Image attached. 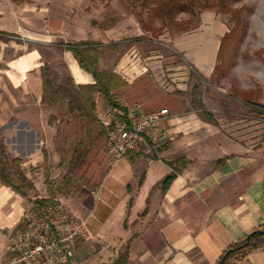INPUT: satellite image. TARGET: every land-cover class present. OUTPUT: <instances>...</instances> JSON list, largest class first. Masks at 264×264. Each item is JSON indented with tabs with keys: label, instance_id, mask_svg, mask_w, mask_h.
<instances>
[{
	"label": "crops",
	"instance_id": "crops-1",
	"mask_svg": "<svg viewBox=\"0 0 264 264\" xmlns=\"http://www.w3.org/2000/svg\"><path fill=\"white\" fill-rule=\"evenodd\" d=\"M0 31L12 35L0 40V139L26 169L33 158L42 162V137L46 149L55 138L49 110L57 108L42 105L45 60L40 46L60 48L54 39L65 34L66 25L55 21L47 7L0 0ZM84 32L77 42H99ZM107 33L113 36V30ZM224 36L193 38L179 48L189 58L195 53L190 43L203 39V49H197L203 62L198 63L211 77ZM64 60L75 84L95 83L72 52L65 50ZM122 61L112 72L129 87L142 84L147 69L134 77L133 71L121 69ZM143 107L148 113L162 110ZM168 110L170 118L161 125L167 143L152 155L114 160L89 203L63 201L74 216L87 219L91 232L71 264H114L125 252V264H217L232 245L264 227V145L252 148L231 139L199 110ZM172 173L176 177L163 192L160 184ZM28 206L27 199L0 184V264L10 256L7 249ZM232 264H264V249Z\"/></svg>",
	"mask_w": 264,
	"mask_h": 264
},
{
	"label": "rangeland",
	"instance_id": "rangeland-1",
	"mask_svg": "<svg viewBox=\"0 0 264 264\" xmlns=\"http://www.w3.org/2000/svg\"><path fill=\"white\" fill-rule=\"evenodd\" d=\"M14 1L28 4L33 9L47 7L55 21H65L66 32L54 39L55 45L61 42L77 43L81 31H86L84 33H88L90 38H98L99 42L125 41L119 48L120 53L109 49L101 51V69L115 72L125 60L121 69L133 71L134 77L145 69L147 72L142 84L120 92L119 97L122 99L139 101L146 109L199 110L197 113L201 116L203 112H208L221 125V131L231 139L252 148L264 145V0H226L222 4L220 0H185L184 4L193 11L175 15V22L180 27L174 26L159 12L165 0ZM238 17L240 39L234 45L228 66L223 68L226 73H212L211 77H207V71L198 63L203 62L201 51L197 50L203 49V39L190 43L195 53H189V58L179 47L193 38H208L209 35L221 38L237 25ZM110 30H113V36L107 33ZM135 39L143 40L131 42ZM40 47L45 63L61 82L67 77L64 50L59 47ZM189 61L199 72L191 68ZM100 97L101 105H106L103 103L104 97ZM49 111L50 115L57 118L53 124L55 138L46 149L45 137H42L44 144L40 143L41 156L45 150L48 155L47 166L52 172L51 179L56 183L64 175L73 177L75 192L70 198L62 195L53 198L48 193L44 182L43 157L41 163L33 158L34 163L24 170L35 184L38 201H47L46 204H49L58 199H71L74 203L75 200L89 203V197L113 162L105 153V142L97 155L84 166L71 171L69 147L72 134L67 124L71 122V116L65 114V109L64 115L60 116L56 109ZM62 159L67 162L63 166ZM34 199V193L31 192L26 210L37 206Z\"/></svg>",
	"mask_w": 264,
	"mask_h": 264
},
{
	"label": "trees",
	"instance_id": "trees-1",
	"mask_svg": "<svg viewBox=\"0 0 264 264\" xmlns=\"http://www.w3.org/2000/svg\"><path fill=\"white\" fill-rule=\"evenodd\" d=\"M226 0H220V4ZM185 0H165L162 8L159 9L162 17L171 22L174 26L180 27L175 22V15L181 12H192V8H188L184 4ZM236 20V17H234ZM237 25L225 34L221 40L217 64L213 73L225 74L228 66V59L234 49L235 43L240 39V19L237 18ZM157 33V31H156ZM5 36H12L0 31V40ZM143 39H135L131 42H139ZM124 44L112 42L108 45L103 43L87 40L73 44L61 42L59 46L62 50L73 53L80 68L91 75L94 79V84L77 85L67 67V77L61 82H58L56 76L52 73L48 64H44L41 68V77L43 82V98L42 105L46 107L57 108L58 115L65 114L71 116V122L67 123L70 126L72 134V142L70 144L71 158L69 164L72 165L71 171L75 168H80L85 163L97 155L105 142V130L100 126L96 116V100L103 96L109 104H114L116 96L123 90L129 87L128 83L118 74L102 70L103 57L101 51L109 49L115 53H120V46ZM228 68V67H227ZM204 117L210 121L217 123L208 112H203ZM57 121L53 115L49 116V124L53 125ZM43 161L45 166L44 178L48 193L53 195H62L65 198H70L75 192V180L70 175H64L56 183L51 179V169L48 165V155L43 150ZM67 162L61 160V166ZM22 160L19 158H11L8 149L5 145V140L0 139V184L10 188L16 194L29 200L30 193H34V203L37 206H42L47 201H38V194L34 182L27 176L22 167ZM176 174L172 173L167 176L160 184L163 192H166ZM264 249V227H260L249 235L238 241L227 249L220 257L217 264H232L239 259L245 258L248 254L254 251ZM128 260V252L120 255L114 264H125Z\"/></svg>",
	"mask_w": 264,
	"mask_h": 264
},
{
	"label": "built area",
	"instance_id": "built-area-1",
	"mask_svg": "<svg viewBox=\"0 0 264 264\" xmlns=\"http://www.w3.org/2000/svg\"><path fill=\"white\" fill-rule=\"evenodd\" d=\"M96 100V116L105 130V153L112 160L132 154L152 155L169 141L161 125L170 118L162 109L148 113L138 102L118 98L114 104ZM87 219L74 216L62 200L24 211L9 258L2 264H71L77 247L89 241Z\"/></svg>",
	"mask_w": 264,
	"mask_h": 264
}]
</instances>
